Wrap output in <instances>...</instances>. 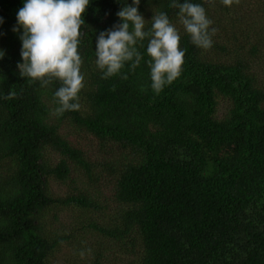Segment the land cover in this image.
Segmentation results:
<instances>
[{"label": "trees", "instance_id": "trees-1", "mask_svg": "<svg viewBox=\"0 0 264 264\" xmlns=\"http://www.w3.org/2000/svg\"><path fill=\"white\" fill-rule=\"evenodd\" d=\"M172 2L138 7L145 31L166 13L185 50L157 95L147 39L135 70L102 78L97 37L132 0H90L80 108L57 116L60 82L19 75L25 0H0V264H264V0L248 22L239 4L189 0L217 29L209 50Z\"/></svg>", "mask_w": 264, "mask_h": 264}, {"label": "clouds", "instance_id": "clouds-1", "mask_svg": "<svg viewBox=\"0 0 264 264\" xmlns=\"http://www.w3.org/2000/svg\"><path fill=\"white\" fill-rule=\"evenodd\" d=\"M205 2L214 4V0ZM222 3L230 7L233 3L239 4L240 0H222ZM89 4L90 0H25L17 13L19 27L13 31L23 29L20 36L23 63L17 65L19 75L28 78L29 82L39 81L41 86L60 82L61 86L54 93L59 105L55 109L57 116L80 108L78 93L84 87V76L78 45L85 23L83 14ZM139 4L140 0L125 4L116 13L122 23L99 33L95 47L96 65L103 71L102 78L105 79L120 75L129 63L135 70L142 60L137 45L142 47L147 39L151 88L158 95L181 75L185 50L180 48L181 36L177 28L164 12L153 15L151 28L145 31L146 20L138 11ZM170 7L179 10V21L191 43L209 50L217 29L211 27L213 21L207 17L205 8L189 0L183 3L173 0ZM3 56L4 52L0 51V59ZM15 95L12 92L5 98L12 99Z\"/></svg>", "mask_w": 264, "mask_h": 264}, {"label": "rangeland", "instance_id": "rangeland-1", "mask_svg": "<svg viewBox=\"0 0 264 264\" xmlns=\"http://www.w3.org/2000/svg\"><path fill=\"white\" fill-rule=\"evenodd\" d=\"M257 2L258 0H241L239 5H237L233 11L234 15L236 14L237 16L242 17L240 19L241 21L248 22V19L250 20L249 15H255L254 11H256L258 8ZM80 138H83L82 135H80ZM93 217H96V215L93 214ZM62 249H64V251L60 253L61 256L56 254V260H58V262H62L64 257L68 259L72 258L69 247L65 246Z\"/></svg>", "mask_w": 264, "mask_h": 264}]
</instances>
